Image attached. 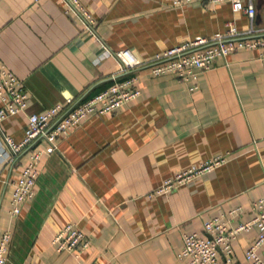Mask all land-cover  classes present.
Here are the masks:
<instances>
[{"label":"crops","instance_id":"crops-1","mask_svg":"<svg viewBox=\"0 0 264 264\" xmlns=\"http://www.w3.org/2000/svg\"><path fill=\"white\" fill-rule=\"evenodd\" d=\"M78 2L95 21L92 34L59 0H0V65L27 93L24 111L0 121V140L20 141L28 115L84 101L128 75L136 76L139 95L89 116L54 151L40 137L15 161L0 162V235L11 231L5 264H179L182 233L204 235V221L241 208L228 223L235 227L253 216L250 205L264 193V48L215 58L186 84L152 76L147 64L120 73L109 52L130 49L147 63L183 41L212 37L227 21L244 33L249 20L224 0ZM252 2L257 33L246 38H264V0ZM35 151L34 194L11 220V182ZM223 156L187 183L157 192L176 173ZM67 224L88 241L75 255L50 244ZM256 235L252 228L236 236L238 264H247L243 253ZM259 255L264 261V244ZM217 260L225 264L220 253Z\"/></svg>","mask_w":264,"mask_h":264},{"label":"built area","instance_id":"built-area-1","mask_svg":"<svg viewBox=\"0 0 264 264\" xmlns=\"http://www.w3.org/2000/svg\"><path fill=\"white\" fill-rule=\"evenodd\" d=\"M65 5V12L75 15L90 34L93 32L95 21L89 16L78 0H59ZM173 7H181L191 0H162ZM218 3L222 0H206ZM229 2L231 11L241 12L249 20V29L240 33L231 21L224 24L221 32L209 38H195L183 41L180 44L156 53L150 62L140 61L130 49H121L108 54L117 62L120 73L134 70L144 64L149 66L152 76L165 74L174 75L182 84L189 80L195 81L196 75L207 70L215 58H225L240 48H264V38L254 37L255 5L252 0H224ZM264 61V52L260 55ZM135 75H128L115 80L110 86L94 94L90 98L78 102L75 99H66L63 103L53 105L39 114H30L27 117L23 137L14 142L4 136L0 140V162H12L19 154L36 139L42 137L50 144V150H55V141L66 137L69 132L91 115H103L118 109L122 105L134 100L139 95ZM196 88L195 84L188 86L189 91ZM27 93L20 80L6 67L0 65V121L24 111ZM41 152H31L18 177L11 182V195L8 208L9 219H15L22 205L32 198L33 187L39 172ZM225 161V156L216 157L211 163L199 167H190L166 179L158 187L157 192L167 193L177 186L187 183L192 177L208 171L211 165ZM253 216L235 227L229 226L231 218L240 213L241 208L226 212L206 220L202 223L204 235L196 232L181 234V247L175 254L179 264H218L217 256L220 253L225 264H238L233 258V242L240 232H247L254 228L257 235L249 245L243 257L247 264H264L259 255V248L264 244V193L251 203ZM11 240V231L5 229L0 235V264H5L8 247ZM56 252L74 254L88 246L85 235L73 224L65 225L50 241Z\"/></svg>","mask_w":264,"mask_h":264}]
</instances>
